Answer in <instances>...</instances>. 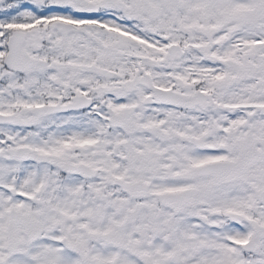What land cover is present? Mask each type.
I'll use <instances>...</instances> for the list:
<instances>
[{
  "label": "snow or ice",
  "instance_id": "6c2138e0",
  "mask_svg": "<svg viewBox=\"0 0 264 264\" xmlns=\"http://www.w3.org/2000/svg\"><path fill=\"white\" fill-rule=\"evenodd\" d=\"M0 264H264V0H0Z\"/></svg>",
  "mask_w": 264,
  "mask_h": 264
}]
</instances>
